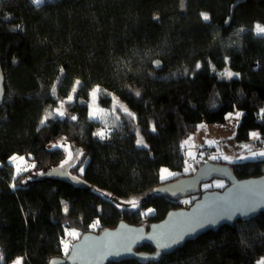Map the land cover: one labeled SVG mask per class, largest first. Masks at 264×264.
Segmentation results:
<instances>
[{
  "label": "trees",
  "instance_id": "trees-1",
  "mask_svg": "<svg viewBox=\"0 0 264 264\" xmlns=\"http://www.w3.org/2000/svg\"><path fill=\"white\" fill-rule=\"evenodd\" d=\"M257 25L264 27V0H0V264H48L67 255L66 231L80 237L92 225L94 233L121 221L148 226L180 208L184 198L155 188L191 174H183L181 144L200 122L222 123L237 109L235 139L247 144L256 130L264 150V47H255ZM94 88L102 110L115 99L124 105L113 125L88 119ZM62 102L63 116L46 118ZM61 139L81 153L74 166H65V150L50 146ZM14 157L31 169L15 174ZM211 162L228 165L238 179L264 174V157ZM161 167L176 176L160 181ZM188 198L187 207L198 196ZM262 260L264 213L148 264Z\"/></svg>",
  "mask_w": 264,
  "mask_h": 264
},
{
  "label": "water",
  "instance_id": "water-1",
  "mask_svg": "<svg viewBox=\"0 0 264 264\" xmlns=\"http://www.w3.org/2000/svg\"><path fill=\"white\" fill-rule=\"evenodd\" d=\"M154 68H160L159 62H154ZM3 96L0 70V105ZM214 179L224 181L227 186L201 193V186ZM155 192L171 198H198L189 207L171 210L163 220L148 226L121 221L112 229L84 233L71 244L64 258H52L48 264H109L131 260L139 264L154 263L207 232L264 213V174L238 179L226 164L202 163L191 175L160 184ZM144 245L153 247L154 252L140 251Z\"/></svg>",
  "mask_w": 264,
  "mask_h": 264
},
{
  "label": "rangeland",
  "instance_id": "rangeland-1",
  "mask_svg": "<svg viewBox=\"0 0 264 264\" xmlns=\"http://www.w3.org/2000/svg\"><path fill=\"white\" fill-rule=\"evenodd\" d=\"M32 1L34 3V0ZM203 15L205 14H202V18ZM254 32L255 47H264V33H257L256 26L254 28ZM228 73H231V76H233V73L228 70L222 71L223 75L228 76ZM93 93H95V95H93ZM97 93L98 88H94L89 94L88 119L93 121H100L102 123H105L106 125H113L115 121L118 120L120 114L125 113L124 105L117 99H115L112 108L108 111H104L97 106ZM61 112H63L64 114L63 102L59 103V105L53 112H49L46 115V118L52 117L54 115L60 116ZM238 113L240 115H237ZM241 115L242 112L235 109L226 115L225 120L222 123H207L205 121L200 122L197 125L196 129L188 137L183 139L181 144L185 163L183 174H192L202 163L215 161L217 159H220L226 163H234L239 161L256 160L264 157L262 155H259V153L264 152V150L261 148L259 149L256 143L259 138L258 131L254 130L250 132L249 142L247 144H240L235 139L236 129ZM253 132L257 134L256 137H253L251 135ZM99 133L103 132L100 130L97 131V135L100 137ZM50 146L60 147L61 149L65 150V152H67L68 162L65 164V166H67L68 163L69 166H74L81 155L79 151L73 154L75 148L65 139H61L51 144ZM201 153H203V155H201ZM10 164L13 166L15 174L26 172L31 169V163H29L23 157H14V159L12 158ZM69 166H67V168ZM32 175H34L33 172L31 173V176ZM174 176H176V172L171 171L166 167L160 168V181H167ZM224 186L225 183L222 180L214 179L209 183L203 184L201 186V189L217 190L221 189ZM191 200V198H184L183 200H181L179 202L180 208H186ZM91 228L92 232H94L96 226L92 225ZM72 233H75V235H73ZM78 239L79 234L77 232L66 231L65 236L61 242L63 250L65 252L69 251L71 244ZM17 260L18 259L13 261L12 264H15Z\"/></svg>",
  "mask_w": 264,
  "mask_h": 264
},
{
  "label": "snow or ice",
  "instance_id": "snow-or-ice-1",
  "mask_svg": "<svg viewBox=\"0 0 264 264\" xmlns=\"http://www.w3.org/2000/svg\"><path fill=\"white\" fill-rule=\"evenodd\" d=\"M34 3L37 4V5H40V4L44 3V0H34ZM203 19H204L205 21H207V20L209 19V17L205 14V15H203ZM256 31H257V33H264V27H261L260 25H257V26H256ZM197 68H199V65H197ZM231 75H232L231 73H228V76H229V77H231ZM77 84H79V82H77ZM54 91H55V90H54ZM93 95H95V93H93ZM137 95H139V93H137ZM69 99H71V97H70ZM237 115H240V114L238 113ZM60 116H61V117L63 116V112L60 113ZM72 119L75 120L76 117H72ZM152 131H155V128H153ZM99 135H100L101 137H103V133H99ZM251 135H252L253 137H256V136H257V134L254 133V132H253ZM137 143L140 144V143H142V141H139V140H138ZM201 155H203V153H201ZM259 155L264 156V152L259 153ZM13 159H14V158H13ZM67 162H68V161H65V163H67ZM81 171H83V169H81ZM49 174H50V173H49ZM72 234L75 235V233H72ZM0 259H2V258H0ZM15 264H21V261L18 259V260L15 262ZM260 264H264V260L260 261Z\"/></svg>",
  "mask_w": 264,
  "mask_h": 264
}]
</instances>
